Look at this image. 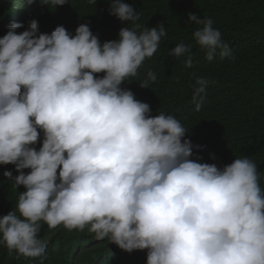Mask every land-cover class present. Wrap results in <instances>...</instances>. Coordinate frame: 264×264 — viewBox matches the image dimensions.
I'll use <instances>...</instances> for the list:
<instances>
[{
    "label": "clouds",
    "instance_id": "9594fccd",
    "mask_svg": "<svg viewBox=\"0 0 264 264\" xmlns=\"http://www.w3.org/2000/svg\"><path fill=\"white\" fill-rule=\"evenodd\" d=\"M66 2L29 0L44 10ZM110 14L139 20L121 0H112ZM42 17L44 11L30 15L29 26L14 22L0 38V165H15L14 185L26 189L17 211L0 218V243L9 254L43 258V222L50 229L87 228L95 240L127 253L147 250L146 264H264L256 164L238 158L220 169L190 159L185 127L171 115L151 116L147 103L121 88L157 52L164 24L122 28L118 40L101 45L87 24L74 36L63 26L38 34L34 19ZM188 18L202 25L193 38L207 60L217 52L221 60L234 59L211 19ZM191 50L180 43L170 54L179 59ZM185 67H192L191 55ZM156 79L149 71L141 87ZM196 84L198 112L208 81ZM38 129L37 151L30 146Z\"/></svg>",
    "mask_w": 264,
    "mask_h": 264
},
{
    "label": "trees",
    "instance_id": "16d2710c",
    "mask_svg": "<svg viewBox=\"0 0 264 264\" xmlns=\"http://www.w3.org/2000/svg\"><path fill=\"white\" fill-rule=\"evenodd\" d=\"M4 1L0 0V38L10 24L29 26L32 20L28 17L43 11L44 17L34 19L38 34H51L63 26L74 36L80 24H87L101 45L118 40L122 28L139 25V32L163 23L166 36L157 52L146 58L137 76L127 78L121 88L147 103L151 116L171 115L185 127L182 142L189 140L193 145L190 159L215 164L220 169L235 159H250L257 166L259 185L264 191V0H121L139 15L135 24L110 14L112 0H67L54 10L48 6L46 10L37 5L30 7L29 0ZM189 14L211 19L234 59L221 60L217 52L211 61L207 60L193 38L194 31L202 25L189 21ZM180 43L190 45L192 50L177 59L170 53ZM188 55L192 57L191 68L185 67ZM149 71L157 79L149 87H141ZM95 75L102 78L105 74ZM200 78L208 84L197 112L193 95ZM42 140L40 131L37 143L30 147L38 151ZM23 171L28 174L30 169ZM5 172H11V177H6ZM18 175L15 165H0V218L17 211L19 194L26 191L14 185ZM38 239L47 241L43 258H17L15 252L10 255L0 243V264H146L147 250L124 252L107 240H95L87 228L50 229L41 222Z\"/></svg>",
    "mask_w": 264,
    "mask_h": 264
}]
</instances>
